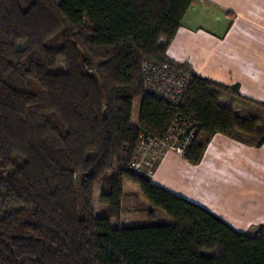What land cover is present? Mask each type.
Listing matches in <instances>:
<instances>
[{
  "label": "trees",
  "instance_id": "trees-1",
  "mask_svg": "<svg viewBox=\"0 0 264 264\" xmlns=\"http://www.w3.org/2000/svg\"><path fill=\"white\" fill-rule=\"evenodd\" d=\"M193 0H0V264H264L240 233L135 173L142 139L184 127L200 163L215 134L264 143V103L194 74L177 105L145 88ZM139 101L137 122H132ZM138 186L149 226L112 227ZM107 207L102 217L94 206Z\"/></svg>",
  "mask_w": 264,
  "mask_h": 264
},
{
  "label": "crops",
  "instance_id": "crops-1",
  "mask_svg": "<svg viewBox=\"0 0 264 264\" xmlns=\"http://www.w3.org/2000/svg\"><path fill=\"white\" fill-rule=\"evenodd\" d=\"M167 56L199 78L264 103V0H193ZM149 179L240 233L264 230V143L254 147L215 134L200 163L165 150Z\"/></svg>",
  "mask_w": 264,
  "mask_h": 264
},
{
  "label": "built area",
  "instance_id": "built-area-1",
  "mask_svg": "<svg viewBox=\"0 0 264 264\" xmlns=\"http://www.w3.org/2000/svg\"><path fill=\"white\" fill-rule=\"evenodd\" d=\"M143 71L147 91L155 97L174 105H177L184 96L190 77L193 74L192 71L185 72L167 64H156L150 60L143 62ZM184 130L182 126L176 127L164 139H157L147 134L140 143L137 159L131 164L132 171L140 173L141 165L155 149L160 150V154L171 149L178 153L181 152L193 137L191 132L185 141L180 142L179 136L184 134Z\"/></svg>",
  "mask_w": 264,
  "mask_h": 264
},
{
  "label": "rangeland",
  "instance_id": "rangeland-1",
  "mask_svg": "<svg viewBox=\"0 0 264 264\" xmlns=\"http://www.w3.org/2000/svg\"><path fill=\"white\" fill-rule=\"evenodd\" d=\"M139 101L136 100L133 104L132 122H137ZM160 150L155 149L151 152L145 162L141 165L140 173H150L153 165L160 156ZM125 193L126 196L122 203V211L120 216L116 219H112V227H134V226H149L160 220L161 213L154 212L153 215L149 214L148 208L146 207V201L141 196L140 190L137 185L125 182ZM99 188L95 190L94 206L98 214L102 217L107 215V207L102 206L98 202Z\"/></svg>",
  "mask_w": 264,
  "mask_h": 264
}]
</instances>
